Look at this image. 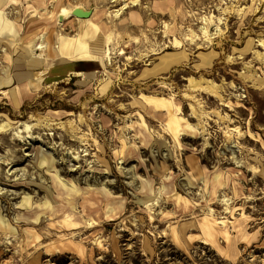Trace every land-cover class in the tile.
Masks as SVG:
<instances>
[{"label":"rangeland","instance_id":"1","mask_svg":"<svg viewBox=\"0 0 264 264\" xmlns=\"http://www.w3.org/2000/svg\"><path fill=\"white\" fill-rule=\"evenodd\" d=\"M4 3L0 67L9 76L0 72V91L28 81L34 95L16 108L0 94V122L41 123L30 146L12 132L0 135V264H264V58L255 56L264 52V0H20L5 11L12 24ZM43 4L53 12L83 6L96 17L58 24L25 9ZM203 18L210 33L215 25L222 31L211 44L199 30ZM42 33L46 48L30 58V41ZM188 77L219 83L223 100L187 90ZM190 105L206 114L194 136L173 120L196 125ZM47 110L69 114L49 121ZM216 172L223 185L210 199ZM52 175L85 189L74 198L77 220L63 222L65 209L57 217L42 212L34 224L19 218H32L44 200L62 208ZM143 180L149 192H141ZM233 183L242 198L225 211L220 198L235 196ZM115 198L123 208L108 217ZM208 208L228 228L209 246L199 243ZM236 221L241 235L231 227ZM26 229L37 238L27 241Z\"/></svg>","mask_w":264,"mask_h":264},{"label":"bare ground","instance_id":"2","mask_svg":"<svg viewBox=\"0 0 264 264\" xmlns=\"http://www.w3.org/2000/svg\"><path fill=\"white\" fill-rule=\"evenodd\" d=\"M110 2H116L117 0H109ZM137 1V0H136ZM132 3H135V1H133ZM20 4V0H5L4 5H2L1 7V11L4 12L3 16H5V20L9 21L8 18V12L6 13L5 11L11 7V6H19ZM126 3L123 4V6H121L119 9L115 10V15L119 12L122 11L126 6ZM77 5H68V6H62L60 8H58L56 11H47L45 4L42 5L41 9H33V7L31 5L27 6L25 9H32L35 12H38V16L40 19L42 20H51L54 21L58 24L63 23L65 20H68L70 18H73L79 22H86V21H90V20H94L96 17V12L93 10L92 14L89 18L87 19H80V18H76L74 16H72L70 14L71 10L73 8H75ZM39 10H43V12H39ZM228 12L227 7H225L224 9H222V14H226ZM62 16L63 20L60 22L58 20V16ZM203 25L199 28L202 37L204 38L206 43L211 44V41L213 38H215L216 36L221 34V29L218 27V25H215L214 27V32L210 33L209 31V27L208 25L211 23L210 19H206L203 18ZM218 22L220 21V19L217 20ZM9 24H12L11 21H9ZM97 26L99 27V29L104 28L103 24H99L96 23ZM44 34H39L35 37H33L30 41L31 45H30V58H40V55H36V50H40L43 51L46 48V42L44 41ZM259 45L264 46V38H260L259 39ZM108 52V51H107ZM106 52V54H107ZM2 56H3V60L4 62L10 66L13 65V59L12 56L7 53L4 49L2 51ZM256 58H259L260 60H262L264 58V52L259 53L256 52L255 53ZM14 66H15V61H14ZM0 72L2 75L8 77V73L7 70L3 67H0ZM77 76H79L80 74L77 72L76 73ZM36 76V72L33 73V77ZM14 78V77H13ZM230 87H234V85L232 83H229ZM222 85H220L219 83L214 82L211 79L208 78H204V77H188V84L186 86L187 90L189 91H201L203 93H207L209 96L214 97L218 100H223L222 99V95H221V87ZM0 94L4 97V99L7 101V103L11 106V107H19L24 101L30 99L34 93L31 90L30 84L28 81H24L22 83H17L15 85H13V87L10 90H3L0 91ZM184 96L191 99V100H195V96L192 95L191 93H184ZM145 100H148L149 102H152L154 105L160 104V103H165V100H162L160 98H154V97H144ZM196 101V100H195ZM156 103V104H155ZM16 107V108H17ZM190 111H191V115L193 116V118L197 119L198 123L196 125H190L189 123H187V121L185 122L183 118L181 117H177L175 116L173 118L174 120V125L175 128L178 129L180 128V131L183 132L182 134H186V135H191L194 136L196 128H202V126H199V122L201 120L202 117L206 116V114H204L203 110H197L196 108H194L192 105H190ZM69 113H59L58 111H53V110H47L44 113V117L47 118L49 121H53V120H60V116L61 118L68 115ZM215 115H217L219 118L220 115L218 114V112L214 113ZM33 122L32 123H27V122H19L15 125H13L12 123H9L8 121H1L0 122V135H6L10 132H12L13 138L19 142H25L27 146H30V144L33 142V140L35 138L38 137H34L33 136V129H35L37 126L40 125L41 121L35 118H30ZM79 119H81V117H79ZM222 119V118H221ZM68 126L72 125V122L69 120L67 121ZM183 125V126H182ZM58 129H62L64 128L63 123L59 122L58 123ZM182 127V128H181ZM140 134L144 139V142L148 141L149 138V134L148 132H145L142 128L140 129ZM227 140L230 139V135L228 134L226 136ZM82 151V150H81ZM85 152V150H84ZM65 154H71L74 155L73 152H71L70 150H67V152ZM87 155L86 153L83 155L85 156ZM73 159H76V156H73ZM51 181H52V186L57 194V198H59L60 200H62L63 206L60 209H55L53 208L50 203L48 202V200H44L43 203L41 204H36L33 207V211H32V218H24V217H19V218H23L28 222L31 223H36L38 221L39 215L42 214V212L44 213H49V217H52V215L54 217H57L58 214H53L55 211H57V213H60V216H62V209L66 210V214L64 213L62 217L65 216V220H63V222H72L74 220H77L75 217V211H74V207H75V203H74V198L78 195H81L83 193V191L85 189H81L75 185H73L71 182L69 183H64L62 182L60 179H58L55 175L51 176ZM206 183V181H205ZM223 185V183L221 182L220 179V174L218 172L214 173L212 178L209 181V185L210 186V191L208 192V196L210 197V199L214 198L216 196L217 198V193L219 191V188ZM232 187L236 190V194L233 197H228V196H223L220 198V202L221 204L224 206V210H228L234 199H240L242 198L241 196V192L240 189L237 185V183H233ZM89 190V189H86ZM150 191V182L148 180H143L141 182V192H149ZM163 191H165V194H171L173 192L172 190V186L170 183H165L163 185ZM88 192V191H86ZM97 192H100L106 196H108V194L102 189L99 188L97 189ZM22 204L28 208L29 205V199L24 198L22 201ZM153 204V203H151ZM123 208L122 205V199H112L109 203L108 206L106 208V216L111 217L110 215H112L116 209H118L119 211H121ZM63 210V212L65 211ZM219 225H222V227L220 228ZM0 225L2 227H6L5 221L0 220ZM0 226V227H1ZM1 227V228H2ZM232 229L235 230L237 235H241L244 233V226L239 222L236 221L234 223H232ZM199 229L202 233V239L199 241V243L204 244L209 246L210 244V239H213L212 237H216V235L221 234V235H226L228 234V228L227 225L225 224L224 221L222 222H218L217 219L214 218V215L212 213V210L210 208H208V217L204 218L202 220L199 221ZM27 236L26 239L27 241L36 239L37 236L34 233V231L31 229H26L25 230ZM130 236H133V233H129ZM243 237V236H241ZM215 248L217 251H219L218 248Z\"/></svg>","mask_w":264,"mask_h":264},{"label":"water","instance_id":"3","mask_svg":"<svg viewBox=\"0 0 264 264\" xmlns=\"http://www.w3.org/2000/svg\"><path fill=\"white\" fill-rule=\"evenodd\" d=\"M70 14L76 18L87 19L91 16L92 10L85 9L83 6H76L71 10ZM58 20L61 22L63 20V17L59 15Z\"/></svg>","mask_w":264,"mask_h":264},{"label":"crops","instance_id":"4","mask_svg":"<svg viewBox=\"0 0 264 264\" xmlns=\"http://www.w3.org/2000/svg\"><path fill=\"white\" fill-rule=\"evenodd\" d=\"M13 78V77H12Z\"/></svg>","mask_w":264,"mask_h":264}]
</instances>
